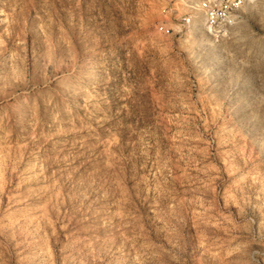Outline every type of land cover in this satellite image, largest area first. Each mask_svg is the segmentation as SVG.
Listing matches in <instances>:
<instances>
[{
  "label": "rangeland",
  "instance_id": "rangeland-1",
  "mask_svg": "<svg viewBox=\"0 0 264 264\" xmlns=\"http://www.w3.org/2000/svg\"><path fill=\"white\" fill-rule=\"evenodd\" d=\"M197 4L0 0V264H264V0Z\"/></svg>",
  "mask_w": 264,
  "mask_h": 264
},
{
  "label": "built area",
  "instance_id": "built-area-1",
  "mask_svg": "<svg viewBox=\"0 0 264 264\" xmlns=\"http://www.w3.org/2000/svg\"><path fill=\"white\" fill-rule=\"evenodd\" d=\"M201 20L210 31L228 29L237 21L238 10L250 0H196ZM191 19H183L178 26L179 31L190 25ZM158 31L168 35L172 32L166 25L158 26Z\"/></svg>",
  "mask_w": 264,
  "mask_h": 264
}]
</instances>
